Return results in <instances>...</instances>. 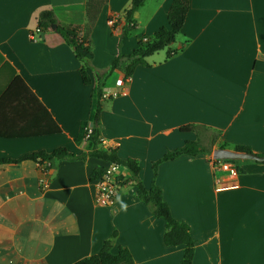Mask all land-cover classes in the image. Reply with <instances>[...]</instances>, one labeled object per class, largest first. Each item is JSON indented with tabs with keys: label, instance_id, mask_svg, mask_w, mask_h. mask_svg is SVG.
<instances>
[{
	"label": "crops",
	"instance_id": "0c3cea01",
	"mask_svg": "<svg viewBox=\"0 0 264 264\" xmlns=\"http://www.w3.org/2000/svg\"><path fill=\"white\" fill-rule=\"evenodd\" d=\"M129 2L103 0L87 22V0H0V158L58 146L86 153L44 168L32 159L0 162V264H71L98 251L113 231L131 264H179L183 246L164 244V219L136 196L126 167L119 168L115 202H95L90 173L108 161L88 154L81 137L91 84L82 82L81 61L55 28L37 27L42 9H52L60 24L79 25L91 64L103 72L114 55L166 25L172 0H145L133 13L135 28L120 40ZM170 46L177 51L151 53L127 81L113 70L103 91L117 94L102 97L88 127H98L99 147L138 160L145 187H161L172 215L190 226L192 264H264V161L235 159L237 174L205 153L164 160L155 176L151 166L187 139L205 146L204 129L214 135L211 149L241 144L264 154V0H188ZM44 109L60 131L28 134L51 126ZM185 124L194 126L180 129Z\"/></svg>",
	"mask_w": 264,
	"mask_h": 264
},
{
	"label": "trees",
	"instance_id": "16d2710c",
	"mask_svg": "<svg viewBox=\"0 0 264 264\" xmlns=\"http://www.w3.org/2000/svg\"><path fill=\"white\" fill-rule=\"evenodd\" d=\"M145 0H130L128 6L122 12V26L120 27V40L127 36L136 26L134 11L139 8ZM103 0H87L85 16L87 22H92L98 13L99 7ZM188 9V0H172L166 12V25L158 26L152 34L146 39H139L136 46L126 55L118 53L114 55L106 69L99 72L94 69L91 64L93 57L92 47L89 38L85 35H80V26L77 24H60L57 22L55 13L52 9H42L38 13L37 27L38 29H48L52 23H56L55 30L64 38V40L73 48L76 57L81 61L79 68L81 80L84 84H91L90 93V110L88 118L82 122L81 137L86 138V146L88 154L99 157L108 162H117L127 168L131 178L136 186V196L142 200L152 215L162 217L164 219L165 229L163 232V242L166 245H182L183 252L179 264H192L194 255L195 240L190 234V226L184 220L175 218L170 207L162 196V189L154 181L149 187H145L140 176L141 167L137 159L133 157H121L117 153L116 148H101L99 147V129L96 125L90 126V132L86 136L89 123H95L99 118L101 109L102 92L105 86V78L115 69H121L124 76H129L134 67L138 64H148L146 56L151 53L166 49L167 56L175 53L177 49L171 48L170 44L174 41L176 34L180 30L185 15ZM46 117L50 120L49 128L45 125L38 127L35 131L28 134L39 135L55 133L60 131V127L49 116V113L44 109ZM194 125L185 124L180 126V129H192ZM0 135H5L0 131ZM238 150L250 151L247 145L237 144L233 147ZM210 148H206L196 139H187L182 145L167 149L160 157L152 161L153 176L156 175L157 166L160 162L172 159L180 154L194 155L197 153H205L210 155ZM86 153L75 154L69 151L64 146H58L50 151L37 150L21 155L19 158H0V162L17 161L21 159H32L37 161L40 166L48 167L53 160L63 158H81ZM102 169H92L90 178H98L101 175ZM115 231L111 233L109 238H106L100 249L95 253L83 256L71 264H131L132 256L127 247L121 244H115L112 237Z\"/></svg>",
	"mask_w": 264,
	"mask_h": 264
},
{
	"label": "built area",
	"instance_id": "2783aa9c",
	"mask_svg": "<svg viewBox=\"0 0 264 264\" xmlns=\"http://www.w3.org/2000/svg\"><path fill=\"white\" fill-rule=\"evenodd\" d=\"M112 24L116 21L113 19L109 20ZM146 39V38H144ZM124 81H127L129 76H122ZM117 91H103L102 97L114 96ZM87 133L90 132V127H87ZM212 164L215 167L224 169L230 174H237L238 168L234 160L229 159H214L212 158ZM120 164L117 162H108L102 167L101 175L96 179V188L94 200L98 205H112L115 202L116 191H117V175L119 174Z\"/></svg>",
	"mask_w": 264,
	"mask_h": 264
},
{
	"label": "water",
	"instance_id": "95a60500",
	"mask_svg": "<svg viewBox=\"0 0 264 264\" xmlns=\"http://www.w3.org/2000/svg\"><path fill=\"white\" fill-rule=\"evenodd\" d=\"M55 26H56L55 23L51 24L52 28H55ZM211 157L214 159H229V160L250 158L257 161H264V154H258L252 151L238 150L225 146H219L213 148L211 151Z\"/></svg>",
	"mask_w": 264,
	"mask_h": 264
},
{
	"label": "rangeland",
	"instance_id": "374dc122",
	"mask_svg": "<svg viewBox=\"0 0 264 264\" xmlns=\"http://www.w3.org/2000/svg\"><path fill=\"white\" fill-rule=\"evenodd\" d=\"M126 36L122 37V39H124ZM90 89H91V85L88 86ZM214 138V135L211 133L210 130H206L204 129L203 130V142H204V145L206 146V148H210V150L212 151L211 149V141L212 139ZM210 157H211V152H210Z\"/></svg>",
	"mask_w": 264,
	"mask_h": 264
}]
</instances>
